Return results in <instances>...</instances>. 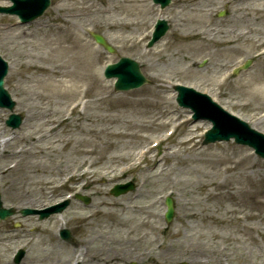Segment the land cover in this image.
Listing matches in <instances>:
<instances>
[{
  "label": "rangeland",
  "instance_id": "obj_1",
  "mask_svg": "<svg viewBox=\"0 0 264 264\" xmlns=\"http://www.w3.org/2000/svg\"><path fill=\"white\" fill-rule=\"evenodd\" d=\"M8 1H0V5L8 4ZM61 1L51 0V6L44 15L26 25L18 24L16 16L0 14V55L10 64L5 89L16 103L14 113L24 120L18 130H12L6 126L11 113L0 109V129L4 132L0 142H5L0 156V194L6 208L18 210L43 209L74 193L90 198V204L85 205L73 196L61 214L44 221L37 216L22 218L20 215L0 221V264H15L18 250L26 252L20 264H27L28 259L35 255L34 251L51 250L50 243L59 246L58 250L64 252L63 258L67 257V260L68 253L72 251L77 257L86 254V246L92 240L90 237L101 230L96 225L102 222L103 228L109 227L105 230L112 236L129 241L131 251L136 253L120 264H154L155 259L163 261V264H195L196 251H201L206 264L217 258L223 264H264V160L255 156L249 147L237 145L233 140L201 147L202 134L211 125L202 120L189 121L191 111L176 103L174 91V86L181 84L207 93L226 110L247 120L253 127L255 124L254 128L264 133V123L256 125V120L264 116L263 100L252 101L250 96L257 86L253 84L264 77V54L260 55L264 51V25L255 23L251 27L258 30V35L253 36L258 43L248 49L250 53L228 49L225 57L221 58L218 54L221 46L216 42L195 56L182 51H188L189 46L200 42L190 36L192 28H180L176 19L185 7L189 8L191 0H172L164 10L148 0L145 7L152 12L144 20L136 15L138 8L130 14L114 12L110 18L113 24L119 25L117 28L105 25L99 16L98 25L88 20V25L80 27L77 32L84 34L85 39L98 49L100 58L96 62L93 57L89 66L77 60L70 62L71 78H64V88L71 86V79L78 80L76 78L81 72L93 69L92 72L99 75L104 91L94 90L79 97L54 93L43 104L36 100L37 84L22 83L19 77L14 76L15 72L24 70L23 63L38 60L22 58L17 46L19 40L13 36L27 30L31 34L27 51L32 54L43 51L45 56L47 49L40 45L48 41L46 34L62 30L63 22L59 19L62 13L58 9ZM110 1L91 0V3L104 10ZM258 1L264 3V0ZM234 2L222 0L212 5L209 8L210 21L212 28L238 36L246 33L249 25H236L237 19L245 14L235 13ZM221 12L225 14L223 17H219ZM160 14L168 22L169 31L154 48L147 49L153 25ZM9 31L12 33L10 38L3 39V34ZM92 32L104 36L115 49V54L98 47L92 39ZM126 38H135L139 44L132 45L124 40ZM121 57L137 61L150 84L130 92H114V80L105 79L103 70L107 64L115 63ZM248 60L252 62L251 68L233 75V68ZM60 62L57 59V64ZM37 64L46 69L55 65L49 60ZM221 66L225 68L221 69ZM85 86L82 83L81 89L84 90ZM154 93L160 97H155ZM141 100L148 102L141 104ZM153 102H158V106ZM163 107L168 108L170 114L165 118L162 116L165 113ZM42 109L47 111L43 120L31 118L35 111ZM71 112L74 115L67 120ZM54 121L61 127L56 136L60 142L53 149L46 143L24 140L32 133L38 136L45 134L50 130L45 123ZM146 122L148 125L143 126ZM161 123L164 126L159 129ZM172 130L176 132L171 138L140 164L136 155L148 149L154 140L166 138L167 131ZM91 141L100 146L99 149H104L108 143L113 147L99 156L80 154L79 150H88L81 146ZM228 156L233 159L226 162ZM154 160L160 161L159 167H153ZM239 160L243 163L236 170L226 171L228 166L234 167ZM74 169H80L77 177L64 185ZM59 171H62L61 175ZM107 172L112 176L110 180L93 184V173ZM128 182L135 183L134 191L118 198L110 195L116 184ZM98 190L103 191L102 196L110 203L127 207L115 206L112 209L100 206ZM167 196H171L175 203L171 224H166L164 218ZM134 210L154 213V221L160 230L151 233L145 228L135 231L131 225L117 227L114 216L104 215L109 212L117 213L120 218L131 215L137 219L145 217L142 212ZM62 219L66 222L63 228L71 230L75 244L60 239L58 229ZM37 243L41 244L40 248L36 247ZM99 245V240L94 241L93 246ZM144 252L148 258L143 257ZM67 264H93V261L72 259Z\"/></svg>",
  "mask_w": 264,
  "mask_h": 264
},
{
  "label": "bare ground",
  "instance_id": "obj_2",
  "mask_svg": "<svg viewBox=\"0 0 264 264\" xmlns=\"http://www.w3.org/2000/svg\"><path fill=\"white\" fill-rule=\"evenodd\" d=\"M3 1V0H0ZM148 0H111L110 4L106 6L104 10L98 9L94 4L91 3V0H62L58 7L59 11H61L60 20L63 22L61 25L62 30L58 31H51L46 34L48 37V41L44 42L41 46L46 47L47 53L44 56L43 51L39 54H32L27 51L26 46L29 44L27 43L28 39L31 38V34L27 33V30L21 31L18 35H14L18 41V48L20 52V56L25 59H37V62H44L46 60L54 61L55 65L51 69L42 68L41 65H38L37 62H29L23 63L22 67L24 70L22 72H15L14 76L19 77L22 83L28 84H37L36 90L40 91L41 93L38 94L36 92V100H39L43 103L44 100H50L54 93L61 94L62 96L66 97L67 95L75 94L79 96H86L87 94L91 93L92 91L99 90L101 92L104 91V85L101 83L99 75L94 74L92 72L93 69H87L79 74L76 78L78 80H70L71 86L68 89H65V80L64 78H71L69 74L72 72L69 70V63L77 60L81 61V63L85 62L90 65V62L93 57H95V61L97 62L98 58H100V53L98 49H95L90 41L85 39L84 34L81 35L80 32H77L80 27H84L88 25V20H93L95 23L94 25H98L99 21L102 20L103 23L110 28H117L119 25L113 24L110 18V14L114 12L130 14L133 13V9L137 11L139 17L143 20L147 15L152 12V9L145 7V3ZM222 1V0H191L189 8H184L177 16L176 19L179 23V27L183 28H192V34L190 35L192 38L199 40L200 42L195 43L194 46H189L188 51L182 50L185 52H190L193 56H195L200 50H203L205 47H208L210 43L216 42L221 46V50L218 52L221 58L225 57V53L228 49H232L235 52H249L248 49L251 46H255L258 41L255 40L254 37L258 35V30L251 27L255 26V23H259L264 25V3L258 0H235L233 5L236 4L234 7V11L237 14H245L244 17H239L237 19V24H248L249 27L246 29L247 32L235 36L234 33L225 34L222 30H217L213 27V23L210 21L211 12L209 8L214 5L215 3ZM141 4V6H139ZM7 4H1L0 6H8ZM140 7L142 9H140ZM101 16V19L98 21V17ZM57 19V18H56ZM91 25V23H90ZM141 27L144 25L139 24ZM24 30V27H23ZM198 30L202 32H197ZM12 33L7 32L3 34V39L7 40L10 38ZM254 36V37H253ZM252 37V38H251ZM126 42H130L132 45H138L139 41L135 40V38H126L124 39ZM30 45V44H29ZM40 48V49H41ZM250 53V52H249ZM57 59L61 60L59 64H57ZM228 63V62H227ZM227 66V65H226ZM225 66H221V69H224ZM48 71L50 72L48 74ZM32 72V73H30ZM42 72V74H35ZM45 72V73H44ZM47 72V73H46ZM29 73L31 74L29 77ZM75 74V71L73 70ZM264 73V72H262ZM28 74V75H27ZM57 77V78H54ZM256 81V77L254 79ZM82 83H85V89H81ZM253 85H257L254 89L250 92V96L252 101L256 100H263L264 104V77H261L257 80ZM103 87V88H102ZM106 88V87H105ZM52 89V90H50ZM48 90V91H47ZM50 91V93H49ZM155 97H160V95L155 94ZM148 101L141 100L140 103H146ZM158 106V102H153ZM44 104V103H43ZM43 108V106H40ZM36 108V107H34ZM165 112L162 114L163 118L170 115L169 110L166 107H163ZM47 115V111L42 109L40 111H35L31 118L35 120H43L44 116ZM74 113L67 119L70 120L73 117ZM141 116V115H140ZM154 119H158V117H153ZM156 119V120H157ZM149 122V121H148ZM148 122L144 123L143 126H147ZM264 123V119L256 120V125H260ZM46 125H49L50 130H47L45 134L38 136V134H29L27 137L25 136L24 140L27 139L29 143L37 142V143H46L49 147H53L58 144L60 141L56 139V136L59 134L58 129L61 127V124L54 122H47ZM51 125V126H50ZM255 127V124H253ZM164 126V123H161L158 127L161 129ZM4 135V132L0 129V138ZM138 136V133L135 134ZM139 139V137H137ZM190 141V140H187ZM186 141V142H187ZM101 145V147H103ZM82 148H88V150H79V153L82 155H102L107 153L108 149L113 147L112 143L105 144L104 149H99L100 146L95 144L94 142H86V144L81 146ZM89 147H92L91 149ZM54 151V150H53ZM55 152V151H54ZM45 153V152H44ZM151 153V149L146 152L141 153V160H147L149 154ZM2 154L0 153V156ZM53 155V154H51ZM130 156V155H129ZM128 156V157H129ZM138 155H136L137 157ZM127 158V156H125ZM101 158V156H100ZM102 159V158H101ZM233 157L228 156L226 158V162L231 161ZM243 163V161L239 160V162L235 163L234 167L228 166L226 171H234ZM160 161L154 160L153 167H159ZM60 175L62 171L58 172ZM88 173V171H87ZM113 173V171L111 172ZM237 176V173H234ZM110 173H93V184L95 185L98 181L102 180H110L112 176H109ZM75 176V175H74ZM73 176V177H74ZM96 188V187H95ZM58 190V188H55ZM96 193L100 197V206H108L110 208H115V204L110 203L108 200L104 198L103 191H96ZM26 197V195H25ZM118 208L125 209L127 206H116ZM144 210V209H143ZM124 211V210H123ZM142 212L145 215L142 219L135 218V215H131V217H124L120 218L117 213H104L105 217L114 216L115 225L117 227L128 226L131 225L132 228L137 231L145 228L149 230L151 233H155L160 230V226L156 224L154 219L156 218L154 213H147L141 210H134V212ZM95 214H98L96 212ZM123 215V214H122ZM62 226L66 224L64 220H61ZM104 222L100 225L99 223L96 225L97 228H101L100 231L92 238L91 241L86 246V254H75L76 252L72 251V253H68L69 260L67 257L63 258V253L59 251V246L49 244L52 246L51 250L42 249L34 251L35 255H33L30 259H28L27 264H67L70 261L76 260L77 262H84L86 258L93 261V264H120L122 260L128 259L133 254L136 255L135 252H132L130 249V242L124 240L120 236H112L110 232H107L109 227L103 228ZM118 232L117 234H119ZM226 238V236H222ZM100 242L99 246H93L94 241ZM46 245V244H42ZM41 244L37 243L36 247L40 248ZM199 253V254H198ZM37 254V255H36ZM195 257L193 263L195 264H206V261L203 259V255L201 251L195 252ZM143 257L148 258L146 253H143ZM154 264H163L161 260L155 259ZM8 264V263H4ZM208 264V262H207ZM211 264H223L222 260L217 258L212 261Z\"/></svg>",
  "mask_w": 264,
  "mask_h": 264
},
{
  "label": "water",
  "instance_id": "obj_3",
  "mask_svg": "<svg viewBox=\"0 0 264 264\" xmlns=\"http://www.w3.org/2000/svg\"><path fill=\"white\" fill-rule=\"evenodd\" d=\"M28 1H30V0H28ZM40 1H42V6H41L39 12L38 11L34 12V10H32L30 16L36 17L38 15H41V12L50 5L49 0H40ZM162 1H163V5L166 6V5H168V3H170L171 0H162ZM36 2H38V0H36ZM32 12H34V13L32 14ZM30 16L28 17V19L30 18ZM166 29H167V24L165 22H162L160 24V27L158 28V30L154 34L153 42L158 40L165 33ZM95 38L98 42H100L101 44L106 46L103 38H101L100 36H95ZM153 42H151L150 45H152ZM6 70H7L6 64L2 63V61L0 60V99H6L9 101L8 95L3 90V77L6 74ZM106 76L108 78H110V77L118 78V82L116 84V91H124V90H130L133 88H137V87H140L142 84L147 82L144 79V77L141 75L140 70H139V66L137 65V63H135L134 61H132L130 59H122L118 64L109 66V68L106 71ZM181 91H183V90H181ZM190 106L192 108H194L195 111H200V109H198V107L196 106L195 103H191ZM11 107H13V106L11 105ZM204 117L209 118L211 120H214V118H215V116L210 117L207 115H204ZM11 118H12L11 120L16 119V123H15L14 127H16L20 124V118H15V117H11ZM213 135H214V137L212 139L209 138V140H211V141H213V140H228L230 137L229 135L218 134L217 128H215L213 130V132L211 133L210 136H213ZM231 136H233V135H231ZM261 152H262L261 155L264 157V151H261ZM126 191L127 190H125L123 192H119L118 188H116L114 193H115V195H119L120 193H124ZM56 209L57 210L54 209L51 212H49L48 214L43 215L42 218L49 216L50 213H52V212H61L64 209V207L61 206V207L56 208ZM14 213H15L14 210L3 209L2 203L0 201V218L4 219V218L9 217L10 215H12ZM22 213L27 215V214H32L33 212L30 210H24V211H22ZM172 217H173V205H172V201L169 200V212L167 214V220L170 221L172 219ZM64 233L66 234V238H69V232L65 231Z\"/></svg>",
  "mask_w": 264,
  "mask_h": 264
}]
</instances>
